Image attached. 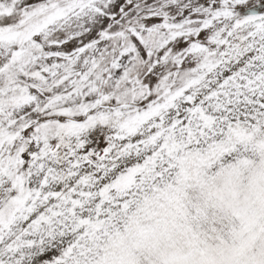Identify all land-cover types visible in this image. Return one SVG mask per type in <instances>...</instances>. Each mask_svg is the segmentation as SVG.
<instances>
[{
    "label": "snow or ice",
    "instance_id": "6c2138e0",
    "mask_svg": "<svg viewBox=\"0 0 264 264\" xmlns=\"http://www.w3.org/2000/svg\"><path fill=\"white\" fill-rule=\"evenodd\" d=\"M0 264H264V0H0Z\"/></svg>",
    "mask_w": 264,
    "mask_h": 264
}]
</instances>
